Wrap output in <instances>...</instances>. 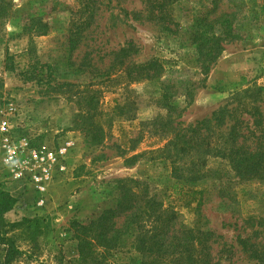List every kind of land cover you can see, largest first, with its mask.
<instances>
[{"label": "rangeland", "instance_id": "obj_1", "mask_svg": "<svg viewBox=\"0 0 264 264\" xmlns=\"http://www.w3.org/2000/svg\"><path fill=\"white\" fill-rule=\"evenodd\" d=\"M12 2L0 21V122L33 148L72 143L42 208L8 180L0 155V194L15 199L3 220L24 252L14 264H81L73 223L113 207L128 180L185 229L214 233L210 264H264V0H244L239 13L220 6L214 18L230 17L234 39L220 35L205 75L190 35L207 0L168 4L164 22L148 17V0ZM152 58L164 61L159 78L127 76ZM121 243L93 247L91 264H141Z\"/></svg>", "mask_w": 264, "mask_h": 264}, {"label": "trees", "instance_id": "obj_2", "mask_svg": "<svg viewBox=\"0 0 264 264\" xmlns=\"http://www.w3.org/2000/svg\"><path fill=\"white\" fill-rule=\"evenodd\" d=\"M12 1L0 0L1 22L12 18ZM180 1L190 0H148V17L164 22L169 17L168 4ZM207 1L210 8L204 14L197 16L193 26L194 31L190 35L191 46L196 53V68L202 75L207 73L224 50L220 35H224L226 39H234L230 35V32L232 33L230 17L227 16L228 19L219 24L218 21L225 17L214 18V15L224 3L235 13L241 12L244 7V0ZM32 21L36 22V19L33 18ZM38 25L42 24L39 22ZM217 26L220 29L219 35L216 34ZM70 42L75 41L71 39ZM163 71L164 61L152 58L142 65L128 67L127 76L134 81H151L159 78ZM203 124V122L199 124V127ZM235 154L230 150L227 155L233 167L237 165ZM126 183L130 186H126ZM181 187L186 188V185L183 184ZM120 191L121 197L115 205L103 211L95 221L84 224L73 223L81 264H91L94 260L92 249L96 245L105 249H114L123 245L121 242L124 241L125 249L130 244V248L136 250L141 264H210L212 262L210 246L214 235L212 231L202 233L185 229L178 221V214L170 206L164 207L163 201L149 196L147 189L139 191L137 182L133 180L123 181ZM14 203L15 199L13 200L9 195L0 194V246L5 248L2 264H14L24 253L16 247L12 237L7 236L10 229L15 226L7 225L3 220V215L13 207ZM120 217H123V220L119 228L116 220Z\"/></svg>", "mask_w": 264, "mask_h": 264}, {"label": "built area", "instance_id": "obj_3", "mask_svg": "<svg viewBox=\"0 0 264 264\" xmlns=\"http://www.w3.org/2000/svg\"><path fill=\"white\" fill-rule=\"evenodd\" d=\"M71 148L70 142L58 147L33 148L26 136L18 135L12 123L0 122V155L9 169L8 180L31 192L37 208L48 201L49 185L66 174Z\"/></svg>", "mask_w": 264, "mask_h": 264}]
</instances>
